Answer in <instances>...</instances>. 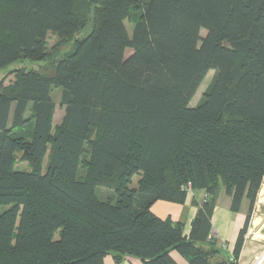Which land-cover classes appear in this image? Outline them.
I'll use <instances>...</instances> for the list:
<instances>
[{"label":"trees","instance_id":"trees-1","mask_svg":"<svg viewBox=\"0 0 264 264\" xmlns=\"http://www.w3.org/2000/svg\"><path fill=\"white\" fill-rule=\"evenodd\" d=\"M16 63L0 80V264H236L242 235L215 260L211 216L221 188L238 211L264 183V0H0V69ZM188 183L207 198L185 234L151 208Z\"/></svg>","mask_w":264,"mask_h":264},{"label":"crops","instance_id":"crops-1","mask_svg":"<svg viewBox=\"0 0 264 264\" xmlns=\"http://www.w3.org/2000/svg\"><path fill=\"white\" fill-rule=\"evenodd\" d=\"M205 193L202 189H193L191 193H188L184 203L157 200L151 209L160 218L170 217L175 222H181L184 233L188 234L191 230L193 219L198 212V203L201 202ZM231 202V195L226 192L225 188H221L211 216L212 236L216 240V248L219 250L214 259L217 261L232 259L236 254L237 242L242 235V247L236 258V264H253L259 258L258 256L264 254V249L258 253L260 250L259 244L261 245V243L254 237L253 233L250 236L252 227H258L259 229L264 227V216L259 214V209L264 207V183L253 204H251L250 199L245 198L241 203L240 209L234 211L231 208ZM247 218H249L248 228L243 233ZM253 231L255 232L256 230ZM171 256L176 264H191L186 256L181 255L176 250L171 252ZM103 263L146 264L141 258L134 256H128L117 262L112 255H106ZM260 264H264V259Z\"/></svg>","mask_w":264,"mask_h":264},{"label":"rangeland","instance_id":"rangeland-1","mask_svg":"<svg viewBox=\"0 0 264 264\" xmlns=\"http://www.w3.org/2000/svg\"><path fill=\"white\" fill-rule=\"evenodd\" d=\"M126 24H127V27L129 29V31H131L133 23L127 21ZM205 32H206L205 30H202L201 34L203 35V34H205ZM58 41H59V38H58L56 33L55 34L54 33H49V35H48V49H51L52 47L57 45ZM59 46L64 48L66 45L65 46L64 45H59ZM130 51L131 50L128 49L127 50V54L130 53ZM20 65L21 64L16 63V64H12L9 68L0 69V80H3L5 82V84L12 83L14 81L13 80L14 75L12 73H8V70H10V69L12 70L14 68L20 67ZM214 75H215V70H210L209 73L207 74V76L205 77V79L202 81V83H201L200 87L198 88L195 96L193 97V99L191 101V105H197L202 100V98L204 97L205 91L207 90V88L209 87L210 83L212 82V80L214 78ZM60 96H61L60 89H55L54 90V98H55V101L57 103L56 112H55V115H54L55 124L59 123V121L61 120V117H62V115L64 113V109L62 108V106L60 104ZM47 158H48V156L45 159V164L47 162ZM15 167L18 168V169H29L28 164L26 162H24V161L23 162H19V163L17 162ZM137 177L138 176H135V180L137 179ZM262 187H263V185H262ZM97 191L98 192H104V188L103 187H97ZM6 207L7 206H5V205L0 206V212L3 211ZM259 214L264 216V207L259 209ZM251 229L252 230H250L251 231L250 236H252L254 234V237L261 243V245L259 244L260 250L258 252V253H260L264 249V227H261V229H259L258 227H256V228L252 227ZM253 230H256V231L254 232ZM263 255L264 254H262L261 256H258V257L260 258ZM257 259L253 262V264H257L256 263ZM258 264H260V263H258Z\"/></svg>","mask_w":264,"mask_h":264},{"label":"built area","instance_id":"built-area-1","mask_svg":"<svg viewBox=\"0 0 264 264\" xmlns=\"http://www.w3.org/2000/svg\"><path fill=\"white\" fill-rule=\"evenodd\" d=\"M186 189L189 191V193H191L193 191V185L191 183H188ZM206 198H207V196L205 195L203 197V200H205ZM263 259H264V255L262 257L258 258L257 261H256V263H258V262L261 263Z\"/></svg>","mask_w":264,"mask_h":264}]
</instances>
